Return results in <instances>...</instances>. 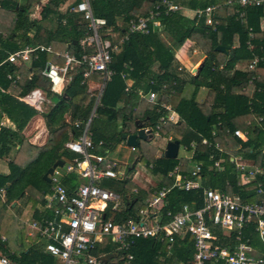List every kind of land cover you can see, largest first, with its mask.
I'll list each match as a JSON object with an SVG mask.
<instances>
[{
	"label": "trees",
	"instance_id": "16d2710c",
	"mask_svg": "<svg viewBox=\"0 0 264 264\" xmlns=\"http://www.w3.org/2000/svg\"><path fill=\"white\" fill-rule=\"evenodd\" d=\"M228 1L232 0H175L189 10L213 6L212 19L216 25L205 26L202 19H190L181 12L160 13V31L149 29L147 35H129L120 50L112 54L109 67L115 74L105 84L95 108V118L89 126L94 143L98 140L104 143L103 147L95 149V153L103 155L112 150L114 144H120L122 135L134 133L135 122L153 129L159 118L167 114L160 104L169 106L177 120L163 124L158 129V136L173 135L171 141L177 140L179 146L192 152L191 159L158 158L157 147L149 145L150 141L138 140L135 149L138 156L134 163L139 162L147 168L155 187L140 189L129 178L109 181L119 185L111 191L119 195L121 204L119 211L106 215L112 222H122L133 215L160 187L168 188L162 212L176 213L183 204L192 202L194 208L200 207L199 191L184 192L173 188L167 177L176 168L179 175L188 178L193 162H202L199 174L203 187L238 195L247 202L256 200L254 185H236V172L229 159L241 157L255 167H264L259 160L260 149L264 148V6L247 8L241 23L226 6ZM38 2L24 0L16 7V0H0V61L8 53L28 44L51 48L49 53L38 54L27 67L0 65V114L13 125V130L0 128V157L8 151V141H20L7 164L8 174L0 175V189L4 190L3 201L0 200V236L5 238L7 247L20 254V264H51V258L41 253L38 239L26 236L27 222L37 218L36 206L43 203V196L49 190L42 175L55 161L66 164L75 157L63 146L77 135L72 123L86 121L95 95V90L87 92V88L100 80L98 74L83 79L82 66L70 73V80L59 95L49 92L47 81L40 75L44 64L62 65L63 53L79 57L83 53L89 54L90 50L79 46L86 33L84 21L69 12L70 5L61 12L66 0H45L38 9L39 19L29 20L28 11ZM89 5L93 16L105 20V31L117 33L119 37L130 19L146 17L153 11L156 0H89ZM42 23L53 25V29H44ZM159 32L169 39V44L163 43ZM72 41L74 45L70 48ZM186 41L191 42L203 57L194 75L176 73L173 53ZM217 46L228 52L216 51ZM253 57L259 59L258 63L248 71L245 65ZM124 63L131 66L132 85L127 91H124V82L117 72ZM238 65H243V69ZM13 72L19 76L15 84L6 79V75ZM25 87L41 90L53 104L43 115L47 141L42 147L29 144L20 134L35 114L34 110L13 98ZM200 89L205 90V95L198 103L195 97ZM149 91L157 95L155 104L137 94L144 95ZM93 120L95 124H92ZM114 125H118V131L112 135L107 129ZM234 130L244 133L246 141L234 137ZM216 161H219L218 170L213 167ZM256 182H260L264 190V176L256 177ZM62 184L70 189L76 179L67 176ZM17 199L20 208L12 211L9 205ZM242 236L264 255V245L259 241L253 223L242 229ZM165 248V243L138 240L130 249L133 264H165V261L157 260L158 254L165 253ZM192 251L191 237L186 235L176 239L170 255L174 262H186Z\"/></svg>",
	"mask_w": 264,
	"mask_h": 264
},
{
	"label": "built area",
	"instance_id": "2783aa9c",
	"mask_svg": "<svg viewBox=\"0 0 264 264\" xmlns=\"http://www.w3.org/2000/svg\"><path fill=\"white\" fill-rule=\"evenodd\" d=\"M69 5L72 6L69 12L76 14L85 23L86 33L79 41V46L89 49L90 53L75 57L65 52L61 55L62 65L46 62L40 75L47 81L49 92L55 95L62 92L70 80V73L82 66L83 79L98 74L100 80L94 87V101L86 121L83 124L77 121L72 123L77 135L64 144V149L75 157L69 163H62L61 167L56 166L48 175L49 190L38 207L41 216L27 222L26 236L38 239L42 253L51 258V264H133L130 249L136 241L165 243L166 249L170 250L177 238L183 239L186 235L192 240L191 258L175 264H264L263 253L252 248L248 239L242 236V229L253 223L257 237L264 245V190L262 184L256 182V177L264 176V167H255L252 162L241 157L229 161L236 173H244L242 181L237 180V186L254 185L253 191L257 198L253 202H247L235 194L203 187L199 174L202 162H193L188 178L179 175L176 168L168 177L173 188L184 192L199 191L200 207L194 208L192 202L189 205L183 204L176 213L162 212L168 188L160 187L151 193L143 207L137 208L126 220L112 222L106 217L109 212L119 211L121 204L119 195L104 189L103 182L121 180L123 176L117 171L119 162L107 159L106 152L103 155L95 153V149L103 147L104 143L102 140L94 143L89 126L95 118V108L105 84L115 74L109 67L111 56L120 50L129 35H147L149 29L160 31V13L167 15L181 12L185 8L175 0H156L153 11L146 17L130 19L125 31L116 38L117 34L105 31L104 19L93 16L89 0H73ZM260 5L264 6V0H232L226 3L241 23L244 22L247 8ZM213 10V6L191 10L192 18L202 19L205 26H214ZM183 46L180 45L173 53L174 60L179 52H184L180 49ZM185 48L192 55L198 53L193 45ZM50 51V46L28 44L8 53L0 65L28 66L38 54ZM258 60L253 57L246 63V69L253 70ZM195 69L191 72L192 69L185 70L178 65L176 73L192 75ZM130 71L129 63L122 64L117 70L119 78L124 82V91L132 85ZM18 78L15 72L6 75L12 84ZM87 92L90 90L87 89ZM137 94L148 103L155 104L157 101V95L152 91L144 95L141 92ZM160 107L167 114L159 118L158 124L153 129L141 127L151 137H158V129L163 124L175 123L177 120L169 106L160 104ZM232 135L242 142L246 141V135L239 130L232 131ZM166 139L171 141L170 137ZM214 146L217 148V144ZM259 160L264 165V148L260 149ZM213 167L218 170L219 161L214 162ZM67 176L76 179V184L70 189L62 184ZM0 198H4L3 189H0ZM0 264H20V254L8 249L4 237H0Z\"/></svg>",
	"mask_w": 264,
	"mask_h": 264
},
{
	"label": "crops",
	"instance_id": "0c3cea01",
	"mask_svg": "<svg viewBox=\"0 0 264 264\" xmlns=\"http://www.w3.org/2000/svg\"><path fill=\"white\" fill-rule=\"evenodd\" d=\"M23 1L24 0H16V7L17 6H21L23 4ZM45 0H39L38 3L36 4H33L35 5V9H39V6L44 2ZM69 4H68V0H66L65 4L62 6V8H64V10L66 9V7H68ZM61 8V9H62ZM184 8V7H183ZM30 10V9H29ZM181 14L187 18H192V13H191V10L185 8L184 10L181 11ZM160 33V32H159ZM183 47L180 48V49H183L184 53H178L177 56H176V65L178 66H184L185 70H188L189 68H187V66L185 65V62L184 60L186 61V57L187 55L188 56H195L197 55V53L195 55H192L189 53V51L185 48L186 46H191L192 47V43L189 42V41H186L183 43ZM199 52V51H198ZM175 53V51H174ZM185 57V58H184ZM202 60V57L195 61L193 64H190L191 67L194 65V67H192L191 69V72L194 71V68H197L195 67V65L197 63L200 64ZM182 66V67H183ZM199 66V65H198ZM27 67V65H26ZM185 74V73H184ZM187 74V73H186ZM195 74V73H194ZM192 74V75H194ZM190 75V74H189ZM96 84H90L89 85V88H87L88 90L90 91H93L94 90V87H95ZM25 91L24 94H22V91ZM200 90H204V89H200ZM205 92V90H204ZM14 99H16V101L20 102V103H23L24 105L28 106L29 108H31L32 110L35 111V114L29 118V120L27 121V123L25 124V126L23 127L22 131L20 132V134L26 139V141L35 146V147H42L46 144V141H47V130H46V127H45V123H44V119H43V115L47 112V110L49 108H51L53 106L52 102L47 98V96L44 94V92H42L41 90L39 89H27V87L23 88L20 93L16 96H13ZM64 118V121L67 122L68 119L66 116L63 117ZM136 123V122H135ZM138 124V123H137ZM139 125V124H138ZM140 127H142L140 125ZM0 128H5V129H10V130H13V125L3 116L0 114ZM159 137V136H158ZM153 139V137H151L150 139H147V141H151ZM72 140V139H71ZM70 141V140H69ZM68 141V142H69ZM165 144L169 141L166 140L165 138ZM19 143L20 141L18 139H12L10 141H8L6 143L7 147H8V151L7 152H4L1 157H0V175H6L8 174V167H7V164L8 162L11 160V158L13 157L15 151L17 150L18 146H19ZM67 143V142H66ZM120 144H124V141H122ZM125 145V144H124ZM126 146V145H125ZM64 147V146H63ZM127 147V146H126ZM129 148V150L131 152H135L136 148L134 149H131L130 147H127ZM178 149H179V145H178ZM177 149V151H178ZM111 151V150H110ZM163 152V150H162ZM161 153H159V155L157 154V157L160 158L161 156ZM108 154V151H106V157L107 159H109V157L107 156ZM192 155V152L190 151L189 152V155L185 158V159H190ZM176 158H177V154H176ZM112 160V159H111ZM134 162V160H133ZM193 166V164H192ZM128 171V169H127ZM170 173V172H169ZM168 173V174H169ZM168 174H167V177H168ZM48 177V176H47ZM169 178V177H168ZM48 184V183H46ZM153 185H150L151 187L150 188H153L155 187V183L153 182L152 183ZM145 190V189H143ZM44 198V196H43ZM1 201H3V199L0 198ZM20 200L17 199L15 200L13 203H11L9 205L10 208H13V209H17V208H20ZM41 205V204H40ZM40 205H37L36 206V211H37V218L35 219H39V217L41 216V214L38 212V207ZM34 220V219H32ZM163 221H165V218L163 219ZM0 237H3V236H0ZM152 241V240H151ZM11 250V249H10ZM41 253H42V250H41ZM43 254V253H42ZM171 248L170 250H167L165 248V253H160L158 254V258L157 260L160 261V262H163L165 261L167 258L169 259V262H166V263H171V264H175L177 263L178 261L174 262V259L171 258ZM44 255V254H43ZM52 261V260H51ZM39 264V263H37Z\"/></svg>",
	"mask_w": 264,
	"mask_h": 264
},
{
	"label": "rangeland",
	"instance_id": "374dc122",
	"mask_svg": "<svg viewBox=\"0 0 264 264\" xmlns=\"http://www.w3.org/2000/svg\"><path fill=\"white\" fill-rule=\"evenodd\" d=\"M72 2H73V0H68V4H70ZM34 6L35 5H32L30 10L28 11L27 18L29 20L39 19L38 11H37V9H35ZM63 10H64V8L61 9V12H63ZM42 27L43 28L45 27L44 29H47V28L53 29V25L52 26L47 25L46 23H42ZM29 35H32V32ZM40 35L42 36V33ZM159 35H160V39L163 41V43L167 44L169 42L168 41L169 39L164 34H162L160 32ZM115 36H116V38H118L117 35H115ZM201 57H202V55L199 52L195 56H188L187 55L186 61L184 60L185 65L187 66V68L191 69L190 64H193L195 61L199 60ZM238 67H239V69H243V65H238ZM197 68H198V66H197ZM204 95H205L204 90L203 91L199 90L196 97H195V101L200 103L203 100ZM92 124H95V120H93ZM107 130H109V132L112 135H114L118 131V125H114V127H110V129H107ZM167 137H170L172 140L174 136L168 135ZM164 141H165L164 137H153V139L150 141L149 145H151L153 147H157L158 155H159V153H161L162 150L164 149V146H165ZM189 152H190L189 150L183 148L182 146H179V149L177 151V158H186L189 155ZM107 156L109 157V160L112 159V160H116L117 162H119V168L117 171L122 174V176H123L122 178H129L131 180V182L135 186H137L138 188L148 190L151 187L150 185H153L152 184L153 182L155 183L153 177L150 175L147 168H145L139 162H136V164L133 162V160H135L136 157L138 156L137 151L131 152L129 150V148H127L124 144H118L117 143V144H114L111 151H108ZM127 169H128V171H127ZM243 175H244V173L243 174L242 173H240V174L236 173L237 180L242 181ZM102 187L104 189H107V190H116L119 187V185L116 183H109V181H105V182H103ZM11 209L13 211V208H11ZM8 249H11V248L8 247ZM165 261L169 262V259L167 258ZM165 264H171V263H165Z\"/></svg>",
	"mask_w": 264,
	"mask_h": 264
},
{
	"label": "water",
	"instance_id": "95a60500",
	"mask_svg": "<svg viewBox=\"0 0 264 264\" xmlns=\"http://www.w3.org/2000/svg\"><path fill=\"white\" fill-rule=\"evenodd\" d=\"M74 45V41L71 42V46L70 48H72ZM215 50L218 52H222V53H227L228 49L222 47V46H217L215 47ZM24 90L22 91V94H24ZM135 126V131L134 133L131 134H125L122 135V140L124 141V144L127 147H130L132 149L137 147V143L138 140L141 141H145L147 139H150L151 136L148 133H144L143 129L140 127V125H138L137 123H134ZM178 141L177 140H173V141H169L165 144L163 152L160 156V158L163 159H175L176 158V154H177V149H178ZM56 166L61 167L62 166V162L61 161H55L46 171L45 173L42 175V180L45 183H49V179H48V175L51 174L52 169L55 168ZM110 255L106 256V258L108 259Z\"/></svg>",
	"mask_w": 264,
	"mask_h": 264
}]
</instances>
